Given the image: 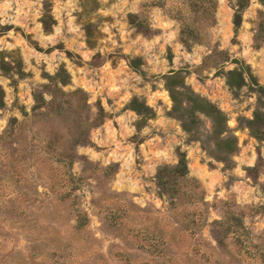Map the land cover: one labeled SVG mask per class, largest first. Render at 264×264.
Returning <instances> with one entry per match:
<instances>
[{"label":"rangeland","instance_id":"374dc122","mask_svg":"<svg viewBox=\"0 0 264 264\" xmlns=\"http://www.w3.org/2000/svg\"><path fill=\"white\" fill-rule=\"evenodd\" d=\"M240 63L264 85V0H0V264H264V96L227 83ZM170 86L220 109L226 160Z\"/></svg>","mask_w":264,"mask_h":264},{"label":"trees","instance_id":"16d2710c","mask_svg":"<svg viewBox=\"0 0 264 264\" xmlns=\"http://www.w3.org/2000/svg\"><path fill=\"white\" fill-rule=\"evenodd\" d=\"M239 8V7H238ZM238 12V11H237ZM45 24V23H44ZM240 24V17L238 13L236 14V18L234 21L235 28H237ZM46 26V25H45ZM37 50H42L38 46H34ZM51 48H47L46 50H50ZM234 62H238V59H234ZM16 70L22 76L24 73L21 70V59L19 58L16 63ZM65 73L64 69H59L54 76H52L55 83L60 80V82H64V80L59 79L60 74ZM227 83L233 87H240L245 83H248L252 87L256 88V91L259 95L264 96V85L257 82L256 78L251 74L248 65L243 67V64L240 63L239 66L228 70L226 73ZM168 92L170 98L173 102L172 111L177 112L179 111L182 103L183 98L186 99L187 103L190 102L191 110H189V117H194L195 112H202L205 115L209 116L212 120V124L210 126V135L217 140L214 143L217 149L220 151L219 158L226 160L227 157L233 154L236 150V141L235 138L232 136H223L225 130V117L223 113L217 108L212 102L200 97L199 95H195L191 92L186 91H179L176 90L174 87H168ZM35 101L37 103V107H43L46 105L48 106V102L46 103L43 96L41 94L34 95ZM53 102L52 98L50 99V103ZM132 108L135 109L137 112H145L148 110L147 106L143 103H140L136 98L132 99L131 101ZM4 106V99H3V90L0 87V108ZM142 107L143 111L139 108ZM264 117V112L261 110H256L254 112V118L251 120L257 121V119ZM14 120L10 119L6 126V131L11 130L14 127ZM194 121V120H193ZM183 127L186 130H189L188 127L185 125V121L183 120ZM258 135L256 134V137ZM259 137V136H258ZM110 169V167H108ZM187 174V164L186 158L184 153H180L177 162L172 166H160L156 172V184L160 188V192L163 194H173L174 189L169 183V178L174 177L175 179L186 180Z\"/></svg>","mask_w":264,"mask_h":264}]
</instances>
